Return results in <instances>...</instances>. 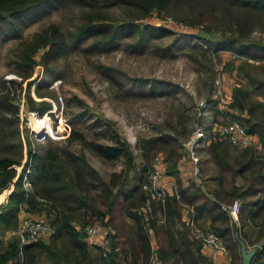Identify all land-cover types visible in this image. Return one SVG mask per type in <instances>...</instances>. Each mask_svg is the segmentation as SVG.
I'll return each instance as SVG.
<instances>
[{
    "label": "trees",
    "instance_id": "obj_1",
    "mask_svg": "<svg viewBox=\"0 0 264 264\" xmlns=\"http://www.w3.org/2000/svg\"><path fill=\"white\" fill-rule=\"evenodd\" d=\"M59 5L81 9L82 22L74 30H64L53 22L27 38L21 37L20 25L31 14ZM116 6L123 9L124 17L108 14L107 9ZM163 13L193 29L200 27L202 34L198 37L216 45L215 50L227 49L244 58L238 71L249 86L235 85L229 106L233 117L249 133L258 136L262 151L247 147L230 154L226 140H212L208 151L221 173V184L211 191L212 196L205 195L191 181L185 188L178 186V196L173 192L163 202L152 201V211L140 215L137 208L149 199L142 184L158 154H162L165 172L177 176L182 140L188 139L190 133L185 126L189 117L186 119L179 113L176 123H170L171 131L155 126L156 133L138 140L141 167L125 140L116 137L110 143L92 141L82 130L53 119L65 144L49 143L43 151L30 149L21 173L17 174L15 165L22 162L21 142L17 144L20 148L16 158L5 152L15 145L9 138L13 134L11 126L18 121L19 106L12 101L11 89L3 87L6 92L0 94V193L10 191L11 186L13 189L8 201L0 204V208L6 209L0 214V234L17 227L22 209L45 214L54 233L48 242L36 240L21 247L16 235L8 241L0 238V264L16 259L19 251L23 255L22 264H117L116 248H121V256L129 257L132 264H145L153 250L151 234L157 243L156 255L163 264H215L202 252L201 242L190 237L188 225L181 221L184 206L192 211V222L199 229L206 230L199 218L209 219L207 230L214 231L226 245L229 264L242 263L241 243L250 245L245 230L248 222L261 227L259 236L264 233V0H0V33H14L20 38L12 49L13 62L15 72L25 80L33 75L38 64L36 54L46 46L40 59L46 71L55 75L57 71L49 61L58 58L69 42L91 38L92 46L106 48L117 45L121 36L135 30L142 35L149 30L166 33L170 30L165 27L138 22ZM31 83L32 80L27 81L28 92ZM257 94L262 98L257 99ZM32 102L27 97V106L32 107ZM38 107L48 109L50 103L41 102ZM76 141L81 144L80 151L71 148ZM83 148L105 160L123 157L124 166L105 178L89 163ZM237 177L240 184L235 182ZM7 193L0 194V201ZM235 198L241 200L239 226L223 208ZM116 211H122L120 214L126 218L121 225L115 222ZM96 218L106 219L105 224H112L114 232L109 235L110 247L106 250L95 247L98 253L92 256L82 229Z\"/></svg>",
    "mask_w": 264,
    "mask_h": 264
},
{
    "label": "rangeland",
    "instance_id": "obj_2",
    "mask_svg": "<svg viewBox=\"0 0 264 264\" xmlns=\"http://www.w3.org/2000/svg\"><path fill=\"white\" fill-rule=\"evenodd\" d=\"M107 12L114 18L124 17L121 7H110ZM81 15V9L77 6L40 8L20 25L21 37L27 38L53 22L59 23L64 30L72 31L82 22ZM177 19L163 13L139 20L138 22L162 26L170 31L163 33L149 30L142 35L139 30H135L121 36L120 42L113 47L92 46L91 38L69 42L58 58L49 61V65L54 66L57 71L55 75L46 71L40 59L46 46L36 54L38 64L33 75L25 80L15 72L13 62L12 49L20 38L14 33H0V94L6 92L3 87L11 89L12 101L19 106L18 121L15 126H11L13 134L9 138L15 145L5 152L16 158L20 148L17 144L21 142L22 162L21 165H15L17 174L21 173L30 149L43 151L49 143L65 144L61 129L58 131L55 128L53 119L82 130L92 141L110 143L116 137L125 140L135 155L136 164L141 167L143 162L138 156V140L156 133L155 126L171 131L170 123H176L177 114L180 113L186 119L189 117V120H185V126L190 130L189 136L198 127L204 129L207 140L205 138L199 148H206L204 151L193 148V151L200 161L204 157H210L214 163L208 146L212 140L220 139L214 129V122H218L220 113L218 105L220 103L224 108L232 110L229 106L232 93L230 98L227 97L226 87L229 91L232 85L249 86L246 77L238 71L241 61L245 60L236 56L233 51L215 50L216 45L198 37V34H202L200 27L193 29ZM183 27L187 29H182ZM164 47L168 50H161ZM202 48H208L209 51L206 53ZM251 71L256 72L255 69ZM28 80H32L29 92ZM19 83L22 88L18 87ZM253 96L255 97L254 94ZM27 97L33 99L32 107L27 106ZM256 98L262 97L257 94ZM41 102L50 103V107H38ZM33 118L44 119L41 129L43 136L37 135L31 122ZM226 142L230 146V154H233V150L244 149ZM189 146L187 139L182 140L180 150L186 156L189 154ZM71 148L80 151L81 144L76 141L71 143ZM83 152L89 163L105 178L112 172H119L124 166L123 157L111 161L97 157L87 148H83ZM161 156V153L158 154L153 165L162 161ZM199 166L202 168L201 163H198ZM12 189L13 186L10 191L3 190L1 193H10ZM7 201L8 198L5 197L0 204ZM5 211L3 207L0 208V214ZM23 211L24 209L18 213V223L23 216L37 214L43 215L49 223L46 215L41 212L28 213L25 210L26 213L20 216ZM121 212H115V222L120 225L126 219ZM95 221H99L98 218L88 224ZM100 222L105 229L113 226L105 224L106 219ZM17 227L5 230L3 235L0 234L1 238L10 231L16 232ZM12 237L13 235L8 239ZM246 238L251 245L252 235L248 234Z\"/></svg>",
    "mask_w": 264,
    "mask_h": 264
},
{
    "label": "built area",
    "instance_id": "obj_3",
    "mask_svg": "<svg viewBox=\"0 0 264 264\" xmlns=\"http://www.w3.org/2000/svg\"><path fill=\"white\" fill-rule=\"evenodd\" d=\"M21 110L23 108V101L21 104ZM218 108V122H214V129L217 133V137L228 141L231 145L237 148H245L252 144L253 135L249 133L245 127L236 120L232 115V110L224 108L219 103ZM36 114V113H32ZM36 119V118H35ZM42 135V131L37 132ZM43 136V135H42ZM204 137V129L202 127L196 128L192 132L189 143V155L194 163L195 173H198L199 158L193 148L200 146V142ZM142 187L149 194V199L140 207L137 208V213L148 214L152 211V201L163 202L169 192L172 189L173 192L178 196L177 183L173 180L164 179L163 174V162H156L153 167L149 170L146 180L142 184ZM223 208L227 210L229 217L235 223L239 222V213L241 209V200L239 198L233 199L228 205H223ZM189 227L190 237L197 239L201 242L202 246L206 247L213 253L227 254L228 250L222 239L212 230H201L193 222L187 224ZM85 238H88L91 246L100 247L106 250L105 242V227L102 222L95 221L94 223L87 224L82 229ZM20 247L24 244L36 241L42 232L54 233V227L47 223L45 217L41 214L37 215H26L21 217L18 227L16 229ZM1 237V235H0ZM153 250L149 254L145 264H162L155 252L156 247H152ZM255 253L251 258L250 264H264V244H257L254 249ZM23 255L19 251V255L16 259L10 260L7 264H22Z\"/></svg>",
    "mask_w": 264,
    "mask_h": 264
},
{
    "label": "crops",
    "instance_id": "obj_4",
    "mask_svg": "<svg viewBox=\"0 0 264 264\" xmlns=\"http://www.w3.org/2000/svg\"><path fill=\"white\" fill-rule=\"evenodd\" d=\"M232 87H233V85L230 87L229 91H228V88L226 87L227 97H229V98H230V94L232 93ZM211 126H212V124H211ZM206 136L207 135H205L203 137V139L201 140L200 144L202 143V141L205 140V138L207 140ZM199 147H197V149ZM249 147L255 148L257 150V152L262 151L258 136L256 134L253 135V142H252V144ZM205 148H206V146L204 148L201 147L199 149H202L204 151ZM237 151H239V150H237ZM237 151L233 150L232 153L234 154ZM199 163H201V167L202 168H200V166H199L198 168H200V169H199L198 173H195L194 163H193L192 159L190 158V155L188 154L186 156L185 154H182V156L179 159L178 164H177V169H178L177 176H173V175L167 174L165 172V170H164V164H163L164 179L173 180V181H175L177 183V186H180V187H183V188L189 186L190 182L193 181V182L196 183L197 186H199L201 188V190L205 193V195L212 196L211 191L213 189H218L220 184H221V181H220L221 179L219 178V177H221V173L219 172V169H218L217 165L211 162L210 157H204V159H201V161L199 160ZM210 166H212V168ZM235 182H236V184H240L241 183V179H239V177H237ZM172 193H173V190L169 189L168 194H172ZM8 195H9V193H7V196H6L7 198H8ZM24 211H23L22 214H20V216H23V214L26 213ZM181 214H182L181 221L183 223H185L187 225L190 222H192V216H193L192 215V211L187 206H184L181 209ZM199 221L201 222L203 227H205L206 229H209L210 221H209V219L207 217L203 216V217L199 218ZM239 224H240V221L238 223H236L237 226H239ZM76 226L78 227V225H76ZM245 228H246L248 234L250 236L252 235V239L253 240H255L257 238L256 242H252L251 245H249V244L246 245V251L247 252L254 251V249L256 248L257 244H264V233L261 234V236H259V233H260V230H261L260 229L261 227L259 225H254L251 222H248V225H245ZM105 230L106 231L104 233V237H105L104 244L106 246V249H108V247H110L109 235H110V233L114 232V229L109 226ZM12 235L13 236L16 235L15 230H13L12 232L10 231L9 233H6L4 235V237H3V240L4 241H8L9 240L8 237L12 236ZM50 239H51V234L50 233L42 232L37 240H42L44 242H48ZM85 239L87 241L88 248H89V251H90L91 255L95 256V254L98 253V249L93 247V246H91L90 241H89L88 238H85ZM151 241H152L153 247L157 248V243L155 241V238H154L153 234H151ZM119 247H122V245L120 244ZM116 250L119 252V254L116 257L117 258L116 259L117 264H132L131 262H129V257H125L124 258L123 256H121V248H116ZM201 250L215 264H229L230 257H229L228 253L227 254L213 253V252H211L209 249H207L204 246H202Z\"/></svg>",
    "mask_w": 264,
    "mask_h": 264
},
{
    "label": "water",
    "instance_id": "obj_5",
    "mask_svg": "<svg viewBox=\"0 0 264 264\" xmlns=\"http://www.w3.org/2000/svg\"><path fill=\"white\" fill-rule=\"evenodd\" d=\"M38 136L40 134L38 133ZM10 194V193H9ZM255 250L251 252L246 251V245L244 242L241 243V255H242V263L241 264H250L251 258L254 255Z\"/></svg>",
    "mask_w": 264,
    "mask_h": 264
},
{
    "label": "bare ground",
    "instance_id": "obj_6",
    "mask_svg": "<svg viewBox=\"0 0 264 264\" xmlns=\"http://www.w3.org/2000/svg\"><path fill=\"white\" fill-rule=\"evenodd\" d=\"M31 122L33 123L34 128H36V131L37 132L41 131L42 127L44 126V119L43 120L42 119L41 120L40 119L38 120V119L33 118L31 120Z\"/></svg>",
    "mask_w": 264,
    "mask_h": 264
}]
</instances>
